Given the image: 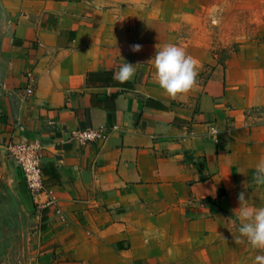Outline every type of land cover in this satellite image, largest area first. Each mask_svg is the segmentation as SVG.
Wrapping results in <instances>:
<instances>
[{
	"label": "crops",
	"instance_id": "0c3cea01",
	"mask_svg": "<svg viewBox=\"0 0 264 264\" xmlns=\"http://www.w3.org/2000/svg\"><path fill=\"white\" fill-rule=\"evenodd\" d=\"M188 1L0 0V149L42 144L52 201L35 209L28 264H187L212 213L250 199L249 170L264 161V41L238 43L220 66L210 32L182 28L197 16ZM169 43L198 68L175 97L154 67ZM125 61L136 72L121 83ZM87 126L107 139H72Z\"/></svg>",
	"mask_w": 264,
	"mask_h": 264
},
{
	"label": "rangeland",
	"instance_id": "374dc122",
	"mask_svg": "<svg viewBox=\"0 0 264 264\" xmlns=\"http://www.w3.org/2000/svg\"><path fill=\"white\" fill-rule=\"evenodd\" d=\"M182 5L197 14L183 22L182 28L208 30L220 66L238 43L264 41V0H189ZM251 192L247 205L264 207V186L255 185ZM210 200L218 204V198ZM36 207L10 152L0 149V264L29 263L32 245L28 236L36 224ZM217 212L219 217L212 213L211 239L191 246L195 257L187 264H254L255 256L264 250L240 238L233 211L218 208Z\"/></svg>",
	"mask_w": 264,
	"mask_h": 264
},
{
	"label": "clouds",
	"instance_id": "9594fccd",
	"mask_svg": "<svg viewBox=\"0 0 264 264\" xmlns=\"http://www.w3.org/2000/svg\"><path fill=\"white\" fill-rule=\"evenodd\" d=\"M141 48L140 44L132 45L134 52L140 51ZM154 67L160 87L171 97L189 91L196 83L198 75L196 60L176 44L169 43L158 48L154 56ZM135 72L136 66L125 61L119 66L118 71L114 72L113 79L124 83L131 80ZM253 180L255 184L264 186V161L257 163ZM238 199L240 206L234 213L238 221L240 238H246L253 248L264 250V207L247 205L244 192L239 194ZM254 264H264V254L256 255Z\"/></svg>",
	"mask_w": 264,
	"mask_h": 264
},
{
	"label": "built area",
	"instance_id": "2783aa9c",
	"mask_svg": "<svg viewBox=\"0 0 264 264\" xmlns=\"http://www.w3.org/2000/svg\"><path fill=\"white\" fill-rule=\"evenodd\" d=\"M28 91H32L29 89ZM107 128L87 126L77 129L72 133V139L81 144H91L94 142H104L108 137ZM8 151L20 171L23 179L27 183L29 192L37 206L50 204L48 196L50 191L45 183V173L43 169L44 147L42 144L29 140H11L8 144Z\"/></svg>",
	"mask_w": 264,
	"mask_h": 264
},
{
	"label": "trees",
	"instance_id": "16d2710c",
	"mask_svg": "<svg viewBox=\"0 0 264 264\" xmlns=\"http://www.w3.org/2000/svg\"><path fill=\"white\" fill-rule=\"evenodd\" d=\"M254 172H255V169L249 170V181H250V185H254L255 184V182L253 180V174H254Z\"/></svg>",
	"mask_w": 264,
	"mask_h": 264
}]
</instances>
